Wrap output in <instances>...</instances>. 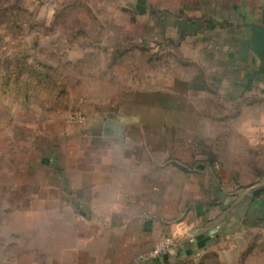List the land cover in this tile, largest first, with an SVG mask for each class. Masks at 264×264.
I'll use <instances>...</instances> for the list:
<instances>
[{
    "label": "crops",
    "instance_id": "0c3cea01",
    "mask_svg": "<svg viewBox=\"0 0 264 264\" xmlns=\"http://www.w3.org/2000/svg\"><path fill=\"white\" fill-rule=\"evenodd\" d=\"M23 1L36 22L20 25L23 40L0 41V161H9L0 170L2 190L13 193L5 208L20 216L21 263L264 264L261 168L256 174L262 178L240 185L239 171L219 163L218 151L208 146L212 141L197 132L176 141L198 145L190 163L171 152V130L188 127L178 117L171 119L172 113L184 112L180 105L188 90L178 88L172 95L155 87L128 88L126 99L96 103L89 119L77 125L79 136L69 135L74 143L67 152L60 151V134L44 135V112L58 96L44 98L35 90L27 98L20 85L27 72L19 69L17 86H11L13 56L43 62L28 50L25 37L29 28H42L37 19L45 0ZM96 2L131 17L133 31L139 25L144 29L136 46L147 52L148 64L160 58L197 65L193 87L206 94L219 89L228 99L238 92L264 96L249 26L264 24V0ZM110 53L115 59L109 61L117 63L127 51ZM244 104H236L226 118L244 111ZM194 176L201 178L193 181ZM32 211L35 222H30ZM168 233L180 239L178 247L153 260L140 258Z\"/></svg>",
    "mask_w": 264,
    "mask_h": 264
},
{
    "label": "rangeland",
    "instance_id": "374dc122",
    "mask_svg": "<svg viewBox=\"0 0 264 264\" xmlns=\"http://www.w3.org/2000/svg\"><path fill=\"white\" fill-rule=\"evenodd\" d=\"M23 5V0H0V8L11 6L19 13L20 24L30 26L36 20ZM3 19L5 17H0V23H4ZM37 23L42 28L38 32L29 28L25 37L28 50L56 68L65 90L61 96L48 101L47 109L52 116L44 112V135L51 132L60 134L61 152L68 151L69 145L74 143L69 135L79 136L77 125L83 124L69 120L68 111L81 109L88 120L96 103L102 101L111 105L118 99H126L128 95L123 96V93L128 88L155 87L157 91L172 95L176 89L180 91L178 88H182L188 90L182 96L180 105L184 112L172 113L171 119L175 121L180 118L188 123V127L171 130V152L182 154L190 163L195 158L198 145L176 141L190 140L197 132L212 141L208 146L218 151L222 158L219 163L228 164L239 171L240 185L262 178L256 172L258 168L264 172V96H241L238 92L235 101L219 93L218 88L216 94H206L193 87L196 81L192 77L198 70L197 65H181L174 59L171 63H164L160 58H156L154 64H148L147 52L136 46L143 37L144 29L139 25V30L133 31L131 17L117 14L115 7H102L96 0H69L59 5H54L52 0H45L43 16H38ZM2 35L6 40H17L20 33L3 32ZM115 48L126 49L127 53L121 61L111 63L109 59H115V54L110 51ZM223 82L226 83L221 81L220 85ZM187 83L190 84L189 89L186 88ZM259 99H262L261 102ZM236 104H244L245 110L236 117L226 118L228 114L234 113ZM260 105H263L262 108ZM156 115L158 119L159 113ZM8 164L7 160L0 161V167H7ZM1 174L2 169L0 264H23L18 232L20 216L18 211L5 208L4 200L13 193L2 190L4 177ZM197 178L201 177L194 176L192 179L196 181ZM29 215L33 218L30 222H35V212H29Z\"/></svg>",
    "mask_w": 264,
    "mask_h": 264
},
{
    "label": "trees",
    "instance_id": "16d2710c",
    "mask_svg": "<svg viewBox=\"0 0 264 264\" xmlns=\"http://www.w3.org/2000/svg\"><path fill=\"white\" fill-rule=\"evenodd\" d=\"M18 12L14 11L11 6H4L0 8V17H5L4 23H0V26H5L0 28V41L3 40L5 33H20L19 40H23L21 38L22 32L20 29V20L18 17ZM23 55V54H22ZM13 61L11 62V75L12 81L11 86H17V80L15 78L18 77L19 71L24 73L27 72V77L25 80L21 81V89L26 93L27 98L34 97L35 90L43 92L44 98H48L51 96L57 95L61 96L65 90L63 89V85L60 81L59 74L57 73L56 68L53 65L46 64L41 62L39 59L36 60L34 56L28 55L25 61H18L17 57H12ZM37 61V62H35ZM19 69V71H17ZM210 163H213L214 160L210 159Z\"/></svg>",
    "mask_w": 264,
    "mask_h": 264
},
{
    "label": "built area",
    "instance_id": "2783aa9c",
    "mask_svg": "<svg viewBox=\"0 0 264 264\" xmlns=\"http://www.w3.org/2000/svg\"><path fill=\"white\" fill-rule=\"evenodd\" d=\"M67 118L73 122L84 123L87 120V115L81 109H72L68 111ZM190 239L193 240V238ZM180 242V239L173 234H165L158 239L150 252L142 255L140 258L153 260L159 256L172 252L178 247Z\"/></svg>",
    "mask_w": 264,
    "mask_h": 264
},
{
    "label": "water",
    "instance_id": "95a60500",
    "mask_svg": "<svg viewBox=\"0 0 264 264\" xmlns=\"http://www.w3.org/2000/svg\"><path fill=\"white\" fill-rule=\"evenodd\" d=\"M249 26L251 29L250 50L257 58V71L264 76V24L251 22Z\"/></svg>",
    "mask_w": 264,
    "mask_h": 264
}]
</instances>
